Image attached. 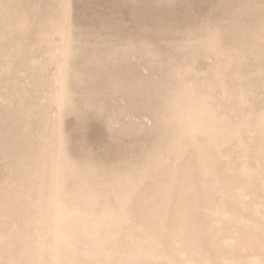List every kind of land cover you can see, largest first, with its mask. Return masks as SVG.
Segmentation results:
<instances>
[{"label": "rangeland", "instance_id": "1", "mask_svg": "<svg viewBox=\"0 0 264 264\" xmlns=\"http://www.w3.org/2000/svg\"><path fill=\"white\" fill-rule=\"evenodd\" d=\"M111 218L125 264H264V0H0V264L112 262Z\"/></svg>", "mask_w": 264, "mask_h": 264}, {"label": "bare ground", "instance_id": "2", "mask_svg": "<svg viewBox=\"0 0 264 264\" xmlns=\"http://www.w3.org/2000/svg\"><path fill=\"white\" fill-rule=\"evenodd\" d=\"M229 133H232V134L235 133L234 129L230 130ZM77 142H79V141H77ZM79 148H80V146H79ZM83 148H84V146H83ZM80 152H82V151H80ZM77 157H79V156H77ZM246 184L247 183H242V184H238V185L236 184L235 185V189H238L237 191H242L243 186H246ZM244 194H247L248 195V191L244 190ZM62 204H63V202L61 201L60 205L62 206ZM67 207L69 209L61 208L58 213L61 214V215H63V216H71L76 211H78V205H76V204L69 205ZM256 208H260V206H258ZM95 217L92 218V220L90 221V223L102 222V221H104L106 219L104 216H100V215H98L97 218H95ZM110 221H112L114 223L112 225H110L109 228L106 231H103L106 234H108V237L107 238H99V239H96L94 242L88 243L85 246L86 249H85V252L84 253H86V260L87 261L89 259H91L92 257L96 256V255H103V256L107 257V256H109L111 254H116L117 256H116V258L112 262H107L106 260H103V261L98 262L97 264H125V259L132 258L130 256L133 255L134 253L146 249V245H139V244H137L134 241V231H131L130 233H127L126 236H125L126 237L125 239L118 238L120 236V234L118 233L117 228H116L117 223L113 220V218H111ZM142 221H144V220H142ZM142 224H145V222H142ZM142 224H139V225H142ZM85 227H86L85 224L79 225L78 227L71 226L72 230H76V229L77 230H80V228H85ZM69 232H70V227L64 228V230L62 232V235L59 238V240H60L59 242L60 243H62V242L64 243L65 251H66V253H65L64 256H66V257H68V255H69L68 249L74 245V240H72L69 237ZM110 234H111V236H113L112 238H110L111 237ZM132 247H134V248H132ZM131 248L134 249L135 252H131L130 251ZM128 251L130 252V254H127ZM256 262H257L256 259H254V260H248L247 259L246 262H244V261H241L240 262L239 261V263L235 262V263H232V264H244V263L253 264V263H256ZM69 264H72V262L70 261Z\"/></svg>", "mask_w": 264, "mask_h": 264}]
</instances>
